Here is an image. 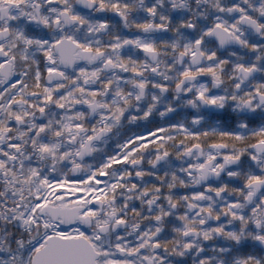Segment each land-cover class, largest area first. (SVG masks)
Returning a JSON list of instances; mask_svg holds the SVG:
<instances>
[{
	"label": "snow or ice",
	"instance_id": "obj_1",
	"mask_svg": "<svg viewBox=\"0 0 264 264\" xmlns=\"http://www.w3.org/2000/svg\"><path fill=\"white\" fill-rule=\"evenodd\" d=\"M0 264H264V0H0Z\"/></svg>",
	"mask_w": 264,
	"mask_h": 264
}]
</instances>
